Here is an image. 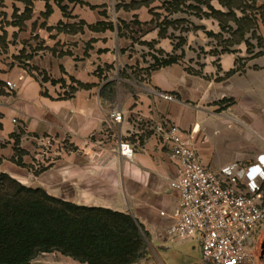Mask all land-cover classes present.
<instances>
[{
    "label": "crops",
    "instance_id": "1",
    "mask_svg": "<svg viewBox=\"0 0 264 264\" xmlns=\"http://www.w3.org/2000/svg\"><path fill=\"white\" fill-rule=\"evenodd\" d=\"M171 2L0 0V174L75 205L133 216L145 232L136 264L201 260L197 241L168 236L180 166L158 126L190 137L215 173L264 153L261 10L245 39L222 52L208 35L222 33L217 20L181 13ZM211 5L226 12L216 0ZM61 24L76 32L57 31ZM167 56L177 62L152 68ZM46 138L57 141L54 150L45 149ZM121 142L134 148L132 160L121 155Z\"/></svg>",
    "mask_w": 264,
    "mask_h": 264
},
{
    "label": "trees",
    "instance_id": "2",
    "mask_svg": "<svg viewBox=\"0 0 264 264\" xmlns=\"http://www.w3.org/2000/svg\"><path fill=\"white\" fill-rule=\"evenodd\" d=\"M212 1L172 0L171 3L179 6L181 13L191 11L198 18L217 20L222 33L208 35L222 45V52H229L228 47L245 39L254 27L251 15L255 10H261L264 16V6L256 9L245 0H216L226 12L216 10ZM189 2L198 6L188 5ZM202 5L208 12L203 11ZM237 10L244 14L240 19ZM183 22L186 21L179 20V24ZM56 30L76 32L64 24ZM223 33L229 35L228 40H224ZM165 34L161 29L160 36ZM176 62L174 56L156 58L152 68ZM144 240L143 227L129 214L75 205L51 197L42 189L26 187L8 174H0V264H34L38 256L52 253L79 264H136L144 254Z\"/></svg>",
    "mask_w": 264,
    "mask_h": 264
},
{
    "label": "built area",
    "instance_id": "3",
    "mask_svg": "<svg viewBox=\"0 0 264 264\" xmlns=\"http://www.w3.org/2000/svg\"><path fill=\"white\" fill-rule=\"evenodd\" d=\"M6 87L11 93L16 90L12 82ZM112 117L122 120L121 113ZM156 132L180 166L179 178L171 181L180 198L169 238L197 241L200 264H258L264 246V153L248 164H232L215 173L200 162L191 138L181 136L176 127L161 125ZM44 146L54 150L57 141L46 138ZM120 153L127 160L135 155L128 142L120 143Z\"/></svg>",
    "mask_w": 264,
    "mask_h": 264
},
{
    "label": "rangeland",
    "instance_id": "4",
    "mask_svg": "<svg viewBox=\"0 0 264 264\" xmlns=\"http://www.w3.org/2000/svg\"><path fill=\"white\" fill-rule=\"evenodd\" d=\"M34 264H76L73 260L63 257L57 253L42 254L37 257ZM258 264H264V246Z\"/></svg>",
    "mask_w": 264,
    "mask_h": 264
},
{
    "label": "water",
    "instance_id": "5",
    "mask_svg": "<svg viewBox=\"0 0 264 264\" xmlns=\"http://www.w3.org/2000/svg\"><path fill=\"white\" fill-rule=\"evenodd\" d=\"M261 254H262V252H261Z\"/></svg>",
    "mask_w": 264,
    "mask_h": 264
}]
</instances>
